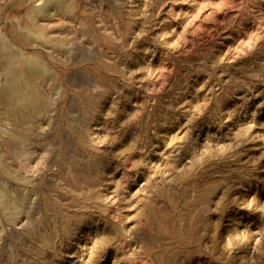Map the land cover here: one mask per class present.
<instances>
[{
	"label": "rangeland",
	"instance_id": "1",
	"mask_svg": "<svg viewBox=\"0 0 264 264\" xmlns=\"http://www.w3.org/2000/svg\"><path fill=\"white\" fill-rule=\"evenodd\" d=\"M0 264H264V0H0Z\"/></svg>",
	"mask_w": 264,
	"mask_h": 264
}]
</instances>
